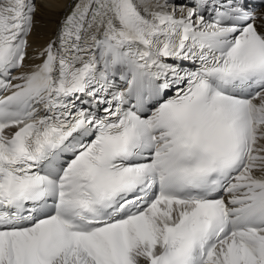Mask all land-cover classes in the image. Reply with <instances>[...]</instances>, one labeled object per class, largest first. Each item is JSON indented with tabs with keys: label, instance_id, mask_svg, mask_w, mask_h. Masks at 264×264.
<instances>
[{
	"label": "snow or ice",
	"instance_id": "obj_1",
	"mask_svg": "<svg viewBox=\"0 0 264 264\" xmlns=\"http://www.w3.org/2000/svg\"><path fill=\"white\" fill-rule=\"evenodd\" d=\"M44 6L0 0V264H264V11L72 0L32 47Z\"/></svg>",
	"mask_w": 264,
	"mask_h": 264
},
{
	"label": "bare ground",
	"instance_id": "obj_2",
	"mask_svg": "<svg viewBox=\"0 0 264 264\" xmlns=\"http://www.w3.org/2000/svg\"><path fill=\"white\" fill-rule=\"evenodd\" d=\"M72 0H46V6L41 7L37 13V24L29 37V44L32 47L46 45L55 35L57 22L68 11ZM29 48V52L32 51Z\"/></svg>",
	"mask_w": 264,
	"mask_h": 264
}]
</instances>
